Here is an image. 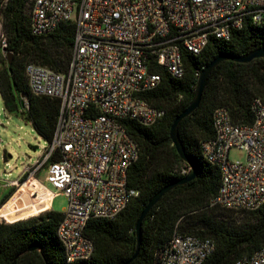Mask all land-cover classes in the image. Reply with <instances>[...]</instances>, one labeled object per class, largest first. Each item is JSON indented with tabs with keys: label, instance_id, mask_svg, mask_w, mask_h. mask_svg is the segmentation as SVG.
<instances>
[{
	"label": "built area",
	"instance_id": "built-area-1",
	"mask_svg": "<svg viewBox=\"0 0 264 264\" xmlns=\"http://www.w3.org/2000/svg\"><path fill=\"white\" fill-rule=\"evenodd\" d=\"M245 18L264 22V0H32L31 34L74 23L66 72L35 62L24 66L29 90L58 98L60 106L51 140L19 175L26 172V180L43 169L42 187L65 197L56 235L66 262L92 253L84 234L88 219H113L138 193L127 186L137 145L123 120L147 126L164 115L139 95L160 81L151 68L180 78L184 52L198 55L210 37L228 39ZM250 110L251 123H234L224 106L212 110L213 135L199 143L203 159L219 172L210 204L250 210L264 201V101L252 98ZM231 148L242 149L244 160H230ZM213 247L209 238L174 230L158 264H202ZM231 264H264V245Z\"/></svg>",
	"mask_w": 264,
	"mask_h": 264
},
{
	"label": "trees",
	"instance_id": "trees-1",
	"mask_svg": "<svg viewBox=\"0 0 264 264\" xmlns=\"http://www.w3.org/2000/svg\"><path fill=\"white\" fill-rule=\"evenodd\" d=\"M31 3L32 0H5L0 5L5 42L3 47L0 45L4 49L0 55V98L6 113L29 123L39 137L49 142L60 101L56 97L33 94L27 85L24 66L35 62L66 72L74 23L61 22L47 34L33 35L29 31ZM257 47H264V22L253 24L245 18L228 39L210 37L198 55L184 52V73L180 78L171 77L160 67L151 68L160 73V81L139 95L150 105L163 109L164 115L147 126L136 120H123L126 133L137 145V157L127 170V186L138 193L113 219L87 220L84 234L93 243L87 259L66 262L56 235L62 211L47 209L50 192L36 189L33 193L41 203L32 207L25 203V198L28 186L36 188L35 179L24 186L18 185L15 192L14 186L9 187L0 197V206L4 203L0 216L8 221H0V264H122L127 261L136 247L134 224L144 205L160 187L183 177L190 169L177 154L169 138V127L191 100L200 69L219 52L238 55ZM6 52L12 53L9 63ZM21 94L24 107L20 103ZM254 97L264 101V58L245 63L222 60L210 72L198 106L178 125L179 138L197 174L168 190L149 209L141 222L138 252L127 264H158L160 251L174 230L213 241V250L202 264H231L264 245V201L250 210L210 204L218 189L219 172L215 165L203 159L199 145L201 140L213 135L214 107H226L234 123H251L250 101ZM57 158L55 153L50 160ZM26 175L23 173L18 181L22 182ZM31 245L37 248L28 249Z\"/></svg>",
	"mask_w": 264,
	"mask_h": 264
},
{
	"label": "rangeland",
	"instance_id": "rangeland-1",
	"mask_svg": "<svg viewBox=\"0 0 264 264\" xmlns=\"http://www.w3.org/2000/svg\"><path fill=\"white\" fill-rule=\"evenodd\" d=\"M4 1L5 0H2L1 4H3ZM2 40H4V32L2 27V14L0 12L1 46ZM3 53L4 51L0 47V55H2ZM24 104L25 99L23 98V107ZM47 144L48 143L46 141H44L36 134L29 123L23 121L21 118L6 113L3 109L2 101L0 98V197L11 186L15 187V192L17 186L25 181L24 179L22 182L17 181L15 183L14 180L19 177V175L25 170L26 167L32 165L36 161V159H38L39 155L42 153ZM228 158L230 160L243 161L245 158V153L242 149L231 148L228 151ZM44 175L45 171L43 169H40V171L33 175V178H36L35 180L41 185V183H44ZM42 191L44 192L46 190L43 189ZM51 191L53 193V196H51L50 207H48L47 209L51 208L56 211H63L66 203L65 197L61 193L53 189H51ZM14 192L10 195V197L14 194ZM32 196L36 195H34L33 193ZM1 206L0 208L3 207ZM0 221L8 222L2 217H0Z\"/></svg>",
	"mask_w": 264,
	"mask_h": 264
},
{
	"label": "water",
	"instance_id": "water-1",
	"mask_svg": "<svg viewBox=\"0 0 264 264\" xmlns=\"http://www.w3.org/2000/svg\"><path fill=\"white\" fill-rule=\"evenodd\" d=\"M2 50H4V49H2ZM6 57H7V62L9 63L11 60V57H12V53L6 52ZM253 58H264V47H257V48L251 49L247 52H244V53L238 54V55H231V54H228L225 52H219L212 59H210L206 65H204L200 69L198 76H197V80H196L195 91H194V94H193L191 100L189 101L188 105L180 113H178L174 117V119L171 122V125L169 127V138H170L177 154L179 155V157L189 165L190 169L187 172V174L184 175L183 177H181L177 180H174L172 182H169V183L163 185L162 187H160L151 196V198L147 201V203L144 205V207L140 211V213H139V215L135 221V224H134L135 236H136L135 250L132 253V255L130 256V258L122 264H127L129 261H131L133 258H135L136 254L138 252L139 245H140L141 222L144 219L147 212L149 211V209L168 190L173 188L175 185L183 184V183L193 179L197 174L196 168L188 159L187 154L185 152V149H184L182 142L179 138L178 125H179L181 119H183L184 117L189 115L198 106L200 99H201L203 88H204L206 81H207V78H208V75L214 69V67L219 62H221L222 60L229 59V60H232L235 62L245 63V62H249ZM22 100H23V94H21V101H20L21 105H22ZM34 248H37V245H31L28 247V249H34Z\"/></svg>",
	"mask_w": 264,
	"mask_h": 264
},
{
	"label": "bare ground",
	"instance_id": "bare-ground-1",
	"mask_svg": "<svg viewBox=\"0 0 264 264\" xmlns=\"http://www.w3.org/2000/svg\"><path fill=\"white\" fill-rule=\"evenodd\" d=\"M33 176H30L28 177L23 183H21L19 186H24L27 181H29L30 179H32ZM34 179V178H33ZM29 187V190H28V193H27V197L25 198V203L28 204V206H32V207H35V206H38L40 203H41V199L38 197V196H32L33 192L37 189L39 192H43L42 190L44 189L42 187V185H40L38 182H37V186L36 188H33L31 186H28ZM2 207V206H1ZM2 208H0L1 210ZM2 217V216H0Z\"/></svg>",
	"mask_w": 264,
	"mask_h": 264
},
{
	"label": "crops",
	"instance_id": "crops-1",
	"mask_svg": "<svg viewBox=\"0 0 264 264\" xmlns=\"http://www.w3.org/2000/svg\"><path fill=\"white\" fill-rule=\"evenodd\" d=\"M50 204H51V199H50ZM49 207H50V205H49Z\"/></svg>",
	"mask_w": 264,
	"mask_h": 264
}]
</instances>
